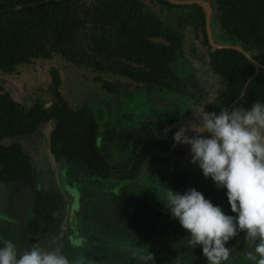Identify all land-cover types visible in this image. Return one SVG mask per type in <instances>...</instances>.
<instances>
[{
    "label": "trees",
    "instance_id": "trees-1",
    "mask_svg": "<svg viewBox=\"0 0 264 264\" xmlns=\"http://www.w3.org/2000/svg\"><path fill=\"white\" fill-rule=\"evenodd\" d=\"M225 34L260 67L232 48L212 49L206 40L204 15L197 4L167 0H0V75H12L37 61L55 60L47 69L51 104L34 98L27 106L0 85V182L35 186V170L19 139L52 122L48 148L55 160L86 163L69 174L75 191V216L94 222L111 235L140 245L154 260L147 264H208L202 246H188L190 233L159 197L167 188L183 194L191 173L179 161L190 145L175 144V129L166 130L154 115L98 117L70 103L59 86L61 70L70 67L114 97L129 91L174 94L191 100L194 93L175 72L182 57L185 31L200 34L210 72L219 80L205 111L264 103V0H216ZM154 8V9H153ZM195 55L193 49L190 50ZM202 58V55H196ZM255 72V73H254ZM194 104V103H193ZM175 144V146H174ZM214 201L235 216L226 188ZM65 200L57 192L33 189L24 222V250L40 245L55 231L56 211ZM92 248L134 258L124 247ZM2 246V243H0ZM230 260L253 248L245 233L230 239ZM23 250V251H24ZM137 261H140L137 259Z\"/></svg>",
    "mask_w": 264,
    "mask_h": 264
},
{
    "label": "rangeland",
    "instance_id": "rangeland-1",
    "mask_svg": "<svg viewBox=\"0 0 264 264\" xmlns=\"http://www.w3.org/2000/svg\"><path fill=\"white\" fill-rule=\"evenodd\" d=\"M204 1L211 7L209 26L212 39L218 44L241 46L240 41L228 36L221 29L216 0ZM191 49H193L195 55L190 53ZM207 50L208 48L200 41L199 33L191 29L185 31L182 57L177 63L175 72L182 78L189 90L194 93L195 98L191 99L194 100L192 102L174 94L163 96L133 90L118 97L103 94L104 91L100 90L93 82L88 81L86 77H83L82 72H74L70 67H67V70H61L62 77L59 88L70 103L85 106L98 117L99 122L104 118L122 116L123 118H131L126 121V124L135 123L141 116L152 114L163 123L166 130L175 129L178 131L181 126L189 125L195 119L191 110L193 106L197 105L196 102H207L215 89L219 87L218 78L210 72L207 65ZM196 55H202V58H198ZM55 63L54 59L37 61L25 66L17 74L0 75V85L22 101L26 100L27 102L31 98L39 96L48 101L46 99L48 95L47 69ZM48 129V124L41 125L34 142L35 148L31 149V160L37 170L38 183L45 189L53 186L60 194L72 199L75 192L68 176L70 173L83 172L86 169V163L77 160H63L53 163L46 149ZM186 134L191 136L192 132L189 131ZM29 138H35V134ZM31 147H27L28 150ZM190 160L191 157H186L179 162L191 173V187H195L203 193L206 199H209L214 205H218L214 201L217 189L215 182L211 177L205 178L198 165L191 163ZM21 185L20 182H0V242L10 240L22 252L25 241L22 222L25 212L22 208L27 205L30 194L29 191L25 192L24 187ZM9 190H13L11 196L8 193ZM65 216L64 233L58 234L56 237L50 236L42 239L41 244L43 245L40 244L41 247L47 249L59 248L70 261L83 257L84 264H144L143 261H137V259H132L130 256H122L95 247L92 248L91 244L124 247L139 252L146 250L140 245L119 236L111 235L98 224L80 217H76L74 220V226L79 234L76 235L75 231L67 224V214ZM77 239H82L83 244L74 246L73 241ZM250 250H253V248H250ZM223 264H251V262L247 261L244 256L236 260L229 259Z\"/></svg>",
    "mask_w": 264,
    "mask_h": 264
},
{
    "label": "clouds",
    "instance_id": "clouds-1",
    "mask_svg": "<svg viewBox=\"0 0 264 264\" xmlns=\"http://www.w3.org/2000/svg\"><path fill=\"white\" fill-rule=\"evenodd\" d=\"M204 105L192 107L195 119L181 126L173 139L175 144L190 145V162L217 188L227 189L231 210L237 215L225 214L195 187L183 194L167 188L159 197L171 218L190 233L188 246H202L208 264L229 260L233 248L226 244L240 231L253 246L245 259L264 264V103L256 101L250 109L221 107L219 113L205 111ZM189 131L191 136L186 134ZM0 243V264H84L83 257L70 261L59 248L35 244L21 252L10 240ZM82 244V239L73 241L74 246ZM132 255L144 264L154 260L148 250Z\"/></svg>",
    "mask_w": 264,
    "mask_h": 264
},
{
    "label": "flooded vegetation",
    "instance_id": "flooded-vegetation-1",
    "mask_svg": "<svg viewBox=\"0 0 264 264\" xmlns=\"http://www.w3.org/2000/svg\"><path fill=\"white\" fill-rule=\"evenodd\" d=\"M13 75V74H12ZM48 84V83H47ZM4 87V86H3ZM5 88V87H4ZM10 92V91H9ZM47 93H48V95H49V98H48V95L46 96L47 98V100L48 101H46V100H44V98L43 97H33V98H31L30 99V101L31 100H33L34 98H38L39 99V101L42 103V105L43 106H45V107H47V106H49L50 104H51V97H50V94H49V91H48V85H47ZM212 96V95H211ZM211 98V97H210ZM18 100H20L21 102H23V103H26V105L28 106L29 104H30V101H27L26 102V100L25 101H22L20 98H18ZM68 100V99H67ZM210 100V99H209ZM209 100L207 101V102H209ZM46 102H48V103H46ZM207 102H205V103H207ZM72 104H74V103H72ZM196 104V103H195ZM79 105H81V104H79ZM197 105H199L198 103H197ZM45 124H48V126H49V131H48V134H49V132H50V130L52 129V126H53V123L52 122H48V123H45ZM40 127H41V125L37 128V130L33 133V134H31V135H34L35 134V138H33V139H30L29 137L31 136V135H29V136H26V137H24V138H21V139H19V141H20V143H21V145H22V147H23V150H24V152L29 156V160H30V162L32 163V165H33V167H34V170H35V174H36V176H35V186H34V188H32V187H27L26 186V184H24V183H22V182H20V183H22V187H24V189H25V192L26 191H29V194H30V199H29V201L27 202V205L26 206H23V208H22V210L24 209V212H25V214H24V216H23V220H22V222H23V227H24V222H25V219H26V217H27V214H28V212H29V207H30V202H31V199H32V191H33V189H37V188H41L42 190H44V191H46V192H48V193H52V192H57L58 194H60V192L55 188V187H53V186H51V187H49L48 189H45L41 184H39L38 183V174H37V170H36V167L34 166V164H33V162H32V160H31V149L34 147L35 148V144H34V142H35V139L37 138V132H39V129H40ZM48 134H47V144H46V149H47V153H48V155H49V158H50V160L53 162V163H58V162H60V161H63V160H67V159H64V158H61V159H59V160H55L54 158H53V156L51 155V153H50V151H49V148H48ZM34 145V146H33ZM29 146L31 147L29 150H28V148H29ZM28 147V148H27ZM43 166H44V164H43ZM68 178L70 179V177L68 176ZM72 182V181H71ZM8 183V182H7ZM13 183H15V182H13ZM72 185H73V183H72ZM73 187V186H72ZM3 189V188H2ZM14 190V189H13ZM13 190H9L8 191V193H10V196H11V194H13ZM73 190H74V188H73ZM75 192V191H74ZM75 194V193H74ZM61 196H62V198L65 200V204H64V206L62 207V208H59L57 211H56V219H55V225H56V227H55V231L53 232V233H49L48 234V236H47V238L48 237H50V236H52V237H56V236H58V234H63L64 233V227L66 226V222H65V215L67 214V218H68V222H67V224H68V226L71 228V229H73L74 231H75V234L77 235L78 234V232H77V230H76V227L74 226V220H75V218H76V216H75V207H74V204H75V196H74V198L72 197V199H69L67 196H64V195H62V194H60ZM28 197V196H27ZM21 209V208H20ZM24 229V228H23ZM79 235V234H78ZM40 244H41V241H40ZM41 245H43V244H41ZM24 246V245H23ZM23 250H24V247L22 248ZM23 250H22V252H23Z\"/></svg>",
    "mask_w": 264,
    "mask_h": 264
},
{
    "label": "water",
    "instance_id": "water-1",
    "mask_svg": "<svg viewBox=\"0 0 264 264\" xmlns=\"http://www.w3.org/2000/svg\"><path fill=\"white\" fill-rule=\"evenodd\" d=\"M167 1L173 4H192V3L197 4L201 8V11L204 15V30L208 45L212 49L232 48L242 53L246 58H248L253 63V65L255 66V72L256 69L260 67V65L257 62H255L241 46L236 44H218L212 39L210 26H209L211 7L206 1L204 0H167Z\"/></svg>",
    "mask_w": 264,
    "mask_h": 264
}]
</instances>
